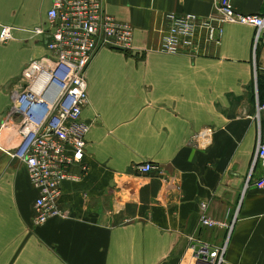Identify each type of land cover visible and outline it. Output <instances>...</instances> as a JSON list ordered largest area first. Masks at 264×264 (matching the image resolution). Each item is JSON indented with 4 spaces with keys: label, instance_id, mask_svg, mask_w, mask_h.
<instances>
[{
    "label": "crops",
    "instance_id": "0c3cea01",
    "mask_svg": "<svg viewBox=\"0 0 264 264\" xmlns=\"http://www.w3.org/2000/svg\"><path fill=\"white\" fill-rule=\"evenodd\" d=\"M104 2L133 25L134 47L95 53L82 115L88 170L72 166L80 180L62 183L64 216L37 226L38 191L15 157L18 119L7 116L29 65L49 54L53 0H0V34L9 26L13 36L0 41V264H195L192 238L226 246L221 264H264V189L255 185L264 166H253L264 143V36L225 20L217 0ZM233 4L264 15V0ZM168 13L221 23L220 44L201 32L194 55L163 52ZM145 162L156 168L141 174Z\"/></svg>",
    "mask_w": 264,
    "mask_h": 264
},
{
    "label": "built area",
    "instance_id": "2783aa9c",
    "mask_svg": "<svg viewBox=\"0 0 264 264\" xmlns=\"http://www.w3.org/2000/svg\"><path fill=\"white\" fill-rule=\"evenodd\" d=\"M217 9L227 21L254 26L257 41L264 36V15L239 13L233 0H217ZM48 19L49 54L29 65L23 76L24 85L14 92L7 116L8 120L18 119L20 142L15 157L26 165L38 191L35 225L64 216L59 203L62 183L80 180L71 172L73 165L82 164L83 170H88L84 156L91 124L82 115L89 104L86 73L95 53L105 46L124 52L134 47L133 25L108 13L104 0H53ZM167 20L169 24L161 44L163 52L192 56L202 34L207 43L220 44L224 30L221 23L177 13H168ZM35 32L43 30L38 28ZM12 38V28L4 26L0 41L5 43ZM258 162L264 166L261 139L253 166ZM136 168L139 173L147 174L156 166L145 162ZM255 185L264 189V175ZM201 207L204 209L206 204L202 203ZM202 221L209 226L218 225L205 213ZM190 248L195 264H221L226 252V246L213 247L196 238L191 239Z\"/></svg>",
    "mask_w": 264,
    "mask_h": 264
},
{
    "label": "trees",
    "instance_id": "16d2710c",
    "mask_svg": "<svg viewBox=\"0 0 264 264\" xmlns=\"http://www.w3.org/2000/svg\"><path fill=\"white\" fill-rule=\"evenodd\" d=\"M128 52H129V51H128ZM128 52H127V53H128ZM263 90H264V85H263L262 83H260V84H259V94H260L261 99H262V96H263V95H262Z\"/></svg>",
    "mask_w": 264,
    "mask_h": 264
},
{
    "label": "rangeland",
    "instance_id": "374dc122",
    "mask_svg": "<svg viewBox=\"0 0 264 264\" xmlns=\"http://www.w3.org/2000/svg\"><path fill=\"white\" fill-rule=\"evenodd\" d=\"M7 42H8V41H7ZM3 43H4V42H3ZM129 52H131V51H129ZM85 156H86V152H85ZM85 156H84V159H85ZM86 164H87V163H86ZM47 222H48V221H47ZM47 222H46V223H47ZM44 224H45V223H44ZM42 225H43V224H42ZM37 226H40V225H37Z\"/></svg>",
    "mask_w": 264,
    "mask_h": 264
}]
</instances>
